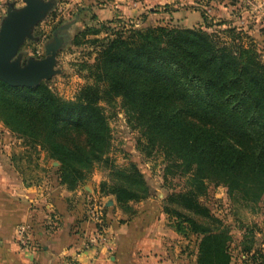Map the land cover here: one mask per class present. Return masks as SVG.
<instances>
[{
	"label": "trees",
	"instance_id": "trees-1",
	"mask_svg": "<svg viewBox=\"0 0 264 264\" xmlns=\"http://www.w3.org/2000/svg\"><path fill=\"white\" fill-rule=\"evenodd\" d=\"M55 15L51 12L52 20ZM96 23L80 35L82 43L100 48L87 67L93 83L66 101L43 83L14 88L0 81V123L31 153L43 152L57 162L52 168L56 184L74 191L110 151L111 131L101 104L119 99L147 157L161 152L167 173L187 177L186 189L169 194L163 207L173 219L172 230L194 237L196 264H232L229 229L198 197L206 194V183H213L252 213L264 202V64L256 49L238 45L235 29L228 31V42L202 28L147 26L127 35L122 28H109L112 21ZM102 32L104 41L97 39ZM114 173L117 183L102 184L99 194L112 196L121 211L152 196L134 165ZM239 247L242 264H264L252 232Z\"/></svg>",
	"mask_w": 264,
	"mask_h": 264
},
{
	"label": "crops",
	"instance_id": "crops-1",
	"mask_svg": "<svg viewBox=\"0 0 264 264\" xmlns=\"http://www.w3.org/2000/svg\"><path fill=\"white\" fill-rule=\"evenodd\" d=\"M147 1L61 0L56 20L71 28L83 18L92 24L121 16L139 19ZM45 159L43 152L32 154L0 124V264H196L193 237L186 240L167 227L154 200L135 205L131 216L113 201L106 211V244L83 252L82 237L93 231L83 220L86 193L56 184ZM32 164L38 171L31 173ZM22 224L29 228L28 248L16 242Z\"/></svg>",
	"mask_w": 264,
	"mask_h": 264
},
{
	"label": "rangeland",
	"instance_id": "rangeland-1",
	"mask_svg": "<svg viewBox=\"0 0 264 264\" xmlns=\"http://www.w3.org/2000/svg\"><path fill=\"white\" fill-rule=\"evenodd\" d=\"M6 1L0 0V20L5 13ZM54 1L56 5L51 12L54 11L59 16L62 12L56 6L61 0ZM9 2H13L17 7L22 6L21 0H9ZM146 3L148 5H146L139 19H130L125 16L113 18L109 20L112 23L108 27L116 30L122 28L127 35L130 31L147 26H163L168 29L202 28L207 33L217 36L220 41L228 42L232 40L231 33L228 31L235 29L238 34V37L235 38L236 43L256 49L261 63L264 64V0H148ZM201 12L206 16V20H202ZM50 14L34 29L33 36L37 41H26L21 47V51L26 54V57H43L44 44L51 40L53 27L58 22L56 15L55 19L52 20ZM91 22L90 19L83 18L81 24L71 28L69 26L71 29L69 43L65 44L57 54V67L62 70L63 74L52 77L48 86L63 100L73 101L80 89L93 83L89 78L87 67L94 64L100 48L93 47L88 42L82 43L80 37L85 28L97 25V23L92 24ZM105 36V32H102L97 39L104 41ZM78 41L81 44L75 46L74 43ZM35 51H38L39 54L35 55ZM101 106L111 131V148L100 162L93 164L85 182L79 187L80 189L83 188V193H86L85 201L97 195L101 196L99 188L102 184L108 188L117 183L114 171H127L131 165H134L148 182L152 197L139 203H129L128 208L131 211L128 208L124 212L119 210L125 215L131 216L135 213V205L154 200L159 206L161 214L165 216L164 220L167 227L171 228L170 225L174 223L173 219L163 213L165 200L169 194L183 192L186 189L187 177H181L177 172L167 173V161L161 152H154L147 157L145 151L141 150L143 143L141 134L128 121L119 99L110 105L102 103ZM54 162L47 158L44 160L45 165L47 164L48 173L52 168L58 167L59 164L55 162L58 164L56 166ZM31 166V173L38 171L37 168L35 169V165L34 167L33 164ZM33 180L35 179L33 178ZM205 186L207 187L206 194L199 196L198 202L202 207L209 210L213 218L219 220L229 229L232 237L230 246L232 264H242L239 257V244L242 237L247 233L252 232L257 246L264 248V228L262 227L264 202L259 204L257 213H252L240 201L233 202L230 200L224 186L213 183H206ZM101 197L114 201L112 196ZM193 219L201 223H210L208 220L196 216H193Z\"/></svg>",
	"mask_w": 264,
	"mask_h": 264
},
{
	"label": "water",
	"instance_id": "water-1",
	"mask_svg": "<svg viewBox=\"0 0 264 264\" xmlns=\"http://www.w3.org/2000/svg\"><path fill=\"white\" fill-rule=\"evenodd\" d=\"M22 6L6 1L5 13L0 20V81L14 88H32L41 83L48 86L52 77L63 74L58 65L57 54L69 43L64 35L57 37L59 29L44 44L43 57L27 56L21 51L26 41L36 42L34 29L44 21L56 5L54 0H21ZM65 28L62 26L60 29ZM57 166L58 164L54 162ZM114 204L108 199L104 208Z\"/></svg>",
	"mask_w": 264,
	"mask_h": 264
},
{
	"label": "built area",
	"instance_id": "built-area-1",
	"mask_svg": "<svg viewBox=\"0 0 264 264\" xmlns=\"http://www.w3.org/2000/svg\"><path fill=\"white\" fill-rule=\"evenodd\" d=\"M39 54L35 51V55ZM104 204L103 197L94 196L88 199L85 204V215L87 222L93 226V231L89 235L82 237V251L97 250L107 242L104 227ZM27 225H19L16 229V242L21 248L31 246Z\"/></svg>",
	"mask_w": 264,
	"mask_h": 264
},
{
	"label": "flooded vegetation",
	"instance_id": "flooded-vegetation-1",
	"mask_svg": "<svg viewBox=\"0 0 264 264\" xmlns=\"http://www.w3.org/2000/svg\"><path fill=\"white\" fill-rule=\"evenodd\" d=\"M62 27V25L61 26H59V27H56L55 29H59V32L57 33V37L58 36H60V35H65V36H63V40H67V39H69L70 37H71V35H70V28L69 27H67V26H65V28H63V29H60ZM54 29V30H55ZM53 32V31H52ZM72 39V38H71Z\"/></svg>",
	"mask_w": 264,
	"mask_h": 264
}]
</instances>
